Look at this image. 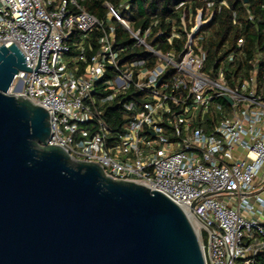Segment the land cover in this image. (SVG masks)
<instances>
[{
	"label": "built area",
	"instance_id": "1",
	"mask_svg": "<svg viewBox=\"0 0 264 264\" xmlns=\"http://www.w3.org/2000/svg\"><path fill=\"white\" fill-rule=\"evenodd\" d=\"M104 6L99 18L80 0H0V46L16 44L31 69L7 93L49 111L50 145L159 190L196 216L206 264H256L264 251L262 54L232 86L224 64L206 69L210 8L184 14L167 38L173 45L184 36L182 49L164 52L155 45L164 31L152 37L151 27L134 29L123 17L129 2ZM115 21L144 57L127 59L128 47L116 46ZM109 102L127 111L120 132L104 118Z\"/></svg>",
	"mask_w": 264,
	"mask_h": 264
},
{
	"label": "water",
	"instance_id": "2",
	"mask_svg": "<svg viewBox=\"0 0 264 264\" xmlns=\"http://www.w3.org/2000/svg\"><path fill=\"white\" fill-rule=\"evenodd\" d=\"M29 70L16 44L0 46V264H206L189 213L165 193L48 143L49 111L7 93Z\"/></svg>",
	"mask_w": 264,
	"mask_h": 264
},
{
	"label": "trees",
	"instance_id": "3",
	"mask_svg": "<svg viewBox=\"0 0 264 264\" xmlns=\"http://www.w3.org/2000/svg\"><path fill=\"white\" fill-rule=\"evenodd\" d=\"M123 1L130 3L129 8L121 10L132 28L145 31L151 27L152 37L159 31L165 32L155 40V45L164 52L172 48L178 52L182 49L184 36L175 37L173 45L168 43L167 38L173 26L180 25L184 14L189 17L190 12L195 14L197 9L210 8L209 12H214V15L204 30L202 41L203 48L208 52L206 69L224 64L226 78L233 86L247 77L251 60L261 53L259 75L260 80L264 81V0H249L248 3L244 0H80L88 12L99 18L106 16L105 2L118 6ZM209 2H213L212 7L208 6ZM115 26L116 46L128 47L125 52L127 59L144 57V49L134 45L123 26L117 21ZM78 38V33H75L73 42ZM241 39L244 44L239 49ZM72 49L76 53L75 45ZM232 54L234 58L230 59ZM126 99L132 100L134 97L130 94ZM104 118L116 132L122 131L124 123L128 121L126 109L115 102L105 105ZM256 264H264V251L258 255Z\"/></svg>",
	"mask_w": 264,
	"mask_h": 264
},
{
	"label": "bare ground",
	"instance_id": "4",
	"mask_svg": "<svg viewBox=\"0 0 264 264\" xmlns=\"http://www.w3.org/2000/svg\"><path fill=\"white\" fill-rule=\"evenodd\" d=\"M189 215H190V220H191L195 230L198 231L199 230V224L196 222L195 218L192 216L191 213Z\"/></svg>",
	"mask_w": 264,
	"mask_h": 264
}]
</instances>
